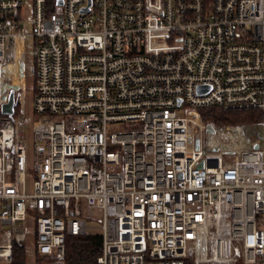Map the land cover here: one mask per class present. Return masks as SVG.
Instances as JSON below:
<instances>
[{"label": "built area", "instance_id": "2783aa9c", "mask_svg": "<svg viewBox=\"0 0 264 264\" xmlns=\"http://www.w3.org/2000/svg\"><path fill=\"white\" fill-rule=\"evenodd\" d=\"M58 1L0 0V264H264V0ZM207 107L260 112L230 160Z\"/></svg>", "mask_w": 264, "mask_h": 264}, {"label": "trees", "instance_id": "16d2710c", "mask_svg": "<svg viewBox=\"0 0 264 264\" xmlns=\"http://www.w3.org/2000/svg\"><path fill=\"white\" fill-rule=\"evenodd\" d=\"M203 122L224 126H251L260 122L259 110H229L219 107L200 109ZM101 251L98 233L68 236L65 241V264H97ZM13 264H26L25 252L21 247L13 248Z\"/></svg>", "mask_w": 264, "mask_h": 264}, {"label": "rangeland", "instance_id": "374dc122", "mask_svg": "<svg viewBox=\"0 0 264 264\" xmlns=\"http://www.w3.org/2000/svg\"><path fill=\"white\" fill-rule=\"evenodd\" d=\"M27 29L29 23L26 24ZM26 50L24 66V84L23 89L17 91L18 102L23 103L24 114L28 119L26 126V133L29 134L31 131V117L32 113V95L34 93V79L32 73V61L33 57L31 55V49L29 43L26 41ZM24 92V93H23ZM26 93V95H25ZM20 108V107H19ZM201 123L207 126V131L205 134V142L210 148H217L221 151H225L228 154V160L233 158V154L239 152V150L245 148L247 143L254 140L253 136L256 135L258 127L251 128V126H224V125H212L203 122L201 118ZM241 144V145H240ZM240 146V147H239ZM27 241L30 243L31 237H27ZM28 259H32L30 256Z\"/></svg>", "mask_w": 264, "mask_h": 264}, {"label": "water", "instance_id": "95a60500", "mask_svg": "<svg viewBox=\"0 0 264 264\" xmlns=\"http://www.w3.org/2000/svg\"><path fill=\"white\" fill-rule=\"evenodd\" d=\"M60 3V0L58 1ZM87 9L85 8L84 11H86ZM13 92H10L9 96H8V104L3 107V113L5 114H11L12 109H13ZM254 148H256V146H254Z\"/></svg>", "mask_w": 264, "mask_h": 264}, {"label": "crops", "instance_id": "0c3cea01", "mask_svg": "<svg viewBox=\"0 0 264 264\" xmlns=\"http://www.w3.org/2000/svg\"><path fill=\"white\" fill-rule=\"evenodd\" d=\"M241 145V144H240ZM240 147V146H239Z\"/></svg>", "mask_w": 264, "mask_h": 264}]
</instances>
